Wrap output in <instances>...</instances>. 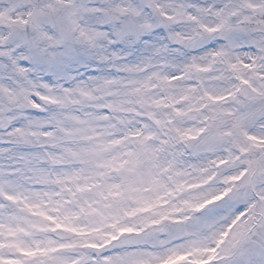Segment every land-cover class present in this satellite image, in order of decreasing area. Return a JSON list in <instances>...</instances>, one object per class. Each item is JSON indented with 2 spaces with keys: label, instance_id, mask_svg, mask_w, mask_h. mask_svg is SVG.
<instances>
[{
  "label": "snow or ice",
  "instance_id": "snow-or-ice-1",
  "mask_svg": "<svg viewBox=\"0 0 264 264\" xmlns=\"http://www.w3.org/2000/svg\"><path fill=\"white\" fill-rule=\"evenodd\" d=\"M0 264H264V0H0Z\"/></svg>",
  "mask_w": 264,
  "mask_h": 264
}]
</instances>
